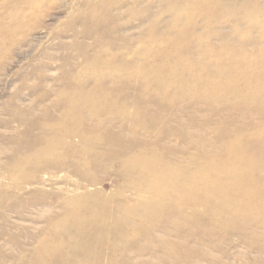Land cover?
Here are the masks:
<instances>
[{"label": "rangeland", "instance_id": "1", "mask_svg": "<svg viewBox=\"0 0 264 264\" xmlns=\"http://www.w3.org/2000/svg\"><path fill=\"white\" fill-rule=\"evenodd\" d=\"M0 264H264V0H0Z\"/></svg>", "mask_w": 264, "mask_h": 264}, {"label": "bare ground", "instance_id": "2", "mask_svg": "<svg viewBox=\"0 0 264 264\" xmlns=\"http://www.w3.org/2000/svg\"><path fill=\"white\" fill-rule=\"evenodd\" d=\"M151 180H152V181H155V180H153V179H150V182H152ZM150 182H149V183H150ZM149 183H148V184H149ZM152 183H153V182H152ZM155 183H156V182H155ZM163 187H164V186H163ZM80 233H81V232H80ZM82 235H83V234H82ZM82 235H81V237H82Z\"/></svg>", "mask_w": 264, "mask_h": 264}]
</instances>
